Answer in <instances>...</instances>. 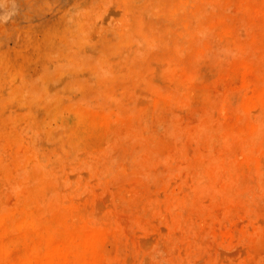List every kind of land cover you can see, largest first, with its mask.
I'll return each instance as SVG.
<instances>
[{"label":"rangeland","instance_id":"374dc122","mask_svg":"<svg viewBox=\"0 0 264 264\" xmlns=\"http://www.w3.org/2000/svg\"><path fill=\"white\" fill-rule=\"evenodd\" d=\"M0 264H264V0H0Z\"/></svg>","mask_w":264,"mask_h":264}]
</instances>
